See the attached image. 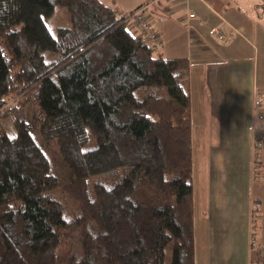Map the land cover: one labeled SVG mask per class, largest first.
Masks as SVG:
<instances>
[{"label":"trees","instance_id":"1","mask_svg":"<svg viewBox=\"0 0 264 264\" xmlns=\"http://www.w3.org/2000/svg\"><path fill=\"white\" fill-rule=\"evenodd\" d=\"M138 8L0 0V264H195L190 60Z\"/></svg>","mask_w":264,"mask_h":264},{"label":"crops","instance_id":"2","mask_svg":"<svg viewBox=\"0 0 264 264\" xmlns=\"http://www.w3.org/2000/svg\"><path fill=\"white\" fill-rule=\"evenodd\" d=\"M102 1L121 12L144 5L160 33L156 53L190 60L195 264H264L253 132L254 98L264 96V0ZM259 158L264 165V148Z\"/></svg>","mask_w":264,"mask_h":264},{"label":"built area","instance_id":"3","mask_svg":"<svg viewBox=\"0 0 264 264\" xmlns=\"http://www.w3.org/2000/svg\"><path fill=\"white\" fill-rule=\"evenodd\" d=\"M194 17L196 14L192 12L190 14ZM131 18L133 25L138 28V30L143 34L145 40L155 49H159L161 45V37L158 29L156 28L153 20L146 14L144 8H138L131 12ZM211 33H215L219 38H224V33L218 27H212ZM264 96L261 94L255 95L254 98V122H253V132H254V174L261 167L260 162L256 161V157L259 156V152L264 148ZM259 202H254V209L259 207ZM252 245L255 244V239L252 237Z\"/></svg>","mask_w":264,"mask_h":264}]
</instances>
